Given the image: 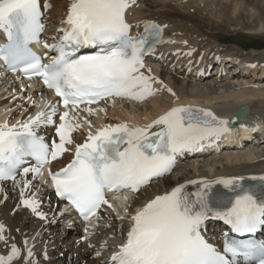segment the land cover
<instances>
[{"label": "snow or ice", "instance_id": "obj_1", "mask_svg": "<svg viewBox=\"0 0 264 264\" xmlns=\"http://www.w3.org/2000/svg\"><path fill=\"white\" fill-rule=\"evenodd\" d=\"M132 3L134 0H70L63 21L67 27L62 30L60 42L45 45L59 55L43 63L29 47L33 42L39 43V34L44 30L40 0H0V31L8 39L0 47V58L9 66L22 65L26 74L42 78L67 109L59 117L61 123L56 129L59 143L53 141L51 149L36 134V127L53 124L57 111L54 104H45L50 111L37 112L19 125L20 131L16 125H0V180L16 179L15 171L23 156L34 157L38 165L25 168V174L39 175L49 158L54 161L68 152L65 145L73 144L71 133L80 127L71 124L68 117L80 104L98 103L108 97L140 100L152 94L148 78L139 69L144 66L143 55L152 51L158 30L147 25L143 36L129 34L125 12ZM90 46L99 47V51L73 58L80 47ZM83 111L89 115L94 112L91 108ZM225 123L217 121L210 111L178 107L145 127L108 125L94 135L89 133L87 142L75 146L71 163L49 175L57 194L89 220L101 205L112 208L106 193L138 192L153 178L170 172L177 153L196 150L202 140L226 131ZM154 125L161 126L160 131L149 134L148 129ZM243 179L212 182L236 192L229 201L231 207L217 212L216 216L230 224L233 232L254 233L264 226V184L260 186L258 199L256 186L241 185L239 181ZM251 179L264 181V176ZM28 186L26 181L25 187ZM183 189L181 185L155 197L131 217L126 240L111 257L114 264H235L237 256L246 261L258 259V264H264V244L233 241L224 248L233 257L229 261L201 235L199 229L211 211L208 205L211 183L203 182V187L195 193L196 199H190ZM23 203L44 218L37 213L39 205L34 200ZM3 232L0 225V241L5 240ZM19 255L13 244L9 256H0V264H11ZM27 256H32L31 250Z\"/></svg>", "mask_w": 264, "mask_h": 264}, {"label": "bare ground", "instance_id": "obj_2", "mask_svg": "<svg viewBox=\"0 0 264 264\" xmlns=\"http://www.w3.org/2000/svg\"><path fill=\"white\" fill-rule=\"evenodd\" d=\"M48 2L50 12L48 13L47 21L56 23L59 18L66 15L70 0H48ZM134 3H137V7L129 14V18L135 29H144L152 21L165 26V34L169 44L160 48L161 55H167L168 58L173 60V68L176 70L182 68L184 73L174 75L172 69L164 67L161 74L158 75V79L154 80L157 87L151 94L154 97L159 92V96L155 97L150 105L146 103L142 107L132 108L130 114L120 108L121 112H116L118 115L139 124H146L147 121H150L149 124H151L174 106L177 107L179 105H200L211 109V112L214 111L218 116L229 115L236 112L241 106L247 105L250 107L251 112L246 120L249 122L259 120L264 123V80H245L242 77H235L229 85L217 87L214 83H205V73H202V76L197 78L201 72L200 70H196L194 74L187 77L185 74L187 71H192V67L203 65V62H208V67L213 65V58L218 53L217 49L214 48V44L218 43V40L208 38L212 19H214L211 17H218L215 19L225 21L238 28L240 22L237 17L232 18V16L235 14L239 15V10L241 11L242 8L246 7L250 9V12H255V14H252L256 15L258 25L260 30H262L264 29V0H134ZM191 12H195L196 15ZM198 14L203 15L205 18L203 17L204 19L202 18L201 20ZM186 27L191 32L185 31ZM241 63L245 64L243 66L244 70L249 69L250 64L248 62L242 61ZM250 69L252 71L258 69V73H260L258 75L259 79L264 77V64L255 65L254 68ZM214 76H218V73H215ZM11 100H0V106L10 103ZM17 104L19 105V103ZM118 107L115 103L112 109L116 110ZM2 110L0 109V118L7 116ZM32 111L29 110L28 113ZM15 117L13 116V118ZM160 129L161 126L154 125L150 132L159 131ZM69 159L70 157H67L63 164ZM219 159H223V161H218V158H215L207 162V170L196 168L195 165L199 162L198 160L186 162L184 167L177 171L181 177L172 176L165 179L163 183L153 186L141 194L134 204H140L145 199L150 200L157 194L170 192L171 189L180 183L186 184L190 181H195V185L203 187V182H209L211 183V188L218 190L225 186L212 183L213 181L244 177L243 180L239 181L241 184L259 181L253 180L251 177L264 176V153L259 149H254L252 146H246L243 151L236 154H225L223 158ZM217 163H220V167H217ZM33 187H35V184H33ZM12 189L18 192L17 185H13ZM13 190L8 195L5 203H3V197H0V223L4 226L3 235L5 237L4 241H0V256L5 257L11 253L10 245L14 244L17 247H22L23 242L26 241L25 239L30 236L29 233L33 229L40 227V223L35 222L24 211L16 212L14 210L17 201L15 199L16 193L14 194ZM221 198L222 194L217 193L213 195L214 202L210 203L211 209L216 213L223 210L216 206V204L218 205L219 202L225 200ZM13 199H15V202L12 201ZM127 203V200L121 199L118 207H122L123 210L129 209ZM111 219L113 221H110ZM122 224L125 227L128 225L127 217L122 219ZM121 225L115 221L113 216H105V221L101 223L100 234H97L91 241H94V254L101 250L100 255L103 256L102 258L94 260L89 258V254L86 256L81 253L85 248L84 245L70 250L71 254L79 253L81 263L86 260L88 264H108L107 253L111 254L110 250L114 239L121 237L118 231ZM17 229L20 230L19 233L16 232ZM47 239V236L44 237V240ZM33 250L38 251L39 247H35ZM24 262L23 259L22 262L17 264H23ZM27 263L30 264V259L27 260ZM11 264L14 263L11 261ZM39 264H62V260L48 263H43L39 260Z\"/></svg>", "mask_w": 264, "mask_h": 264}, {"label": "rangeland", "instance_id": "obj_3", "mask_svg": "<svg viewBox=\"0 0 264 264\" xmlns=\"http://www.w3.org/2000/svg\"><path fill=\"white\" fill-rule=\"evenodd\" d=\"M249 10H250L249 8L244 7L242 8L241 11L239 10V15L235 14L234 16H232V18L237 17L239 22L241 23L240 24L238 22L239 23L238 28H236L237 26L236 27L235 25L232 26L225 21L223 22L215 19L218 17H211L214 19H212V25L209 30V35H210L209 37L210 39L215 38V40L217 39L219 41L220 44L218 45V43L217 44L215 43V47H217L220 52L226 55H231V56L234 55L242 59H253L256 61H264V29L260 30V27L256 19L257 17L256 15H254L255 12L253 11L250 12ZM191 13L193 14L195 12H191ZM198 17L201 18L202 20L204 16L198 14ZM185 31L191 32V30L188 29V27H186ZM238 46L245 49V51H243ZM178 72L174 71L175 74ZM227 84H229V81H226V83H224L223 85H227ZM261 148L264 149V145ZM234 153L236 154V152H228L225 154L229 155ZM225 154L218 155L217 157H211V158L209 157L205 160H201L196 163V168L207 170L206 167L207 162H210L215 158H218V161L221 160L223 161V159L220 160L219 158H223ZM217 167H220V163H217ZM17 230L20 232L19 229Z\"/></svg>", "mask_w": 264, "mask_h": 264}]
</instances>
